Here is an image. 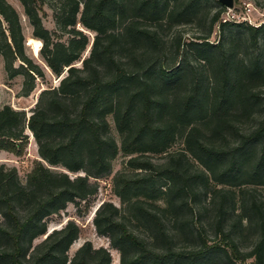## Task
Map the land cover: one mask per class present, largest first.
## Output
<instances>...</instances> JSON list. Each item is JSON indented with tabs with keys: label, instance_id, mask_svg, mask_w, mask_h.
I'll use <instances>...</instances> for the list:
<instances>
[{
	"label": "trees",
	"instance_id": "obj_1",
	"mask_svg": "<svg viewBox=\"0 0 264 264\" xmlns=\"http://www.w3.org/2000/svg\"><path fill=\"white\" fill-rule=\"evenodd\" d=\"M19 1L58 84L40 91L29 116L0 108V149L21 153L27 126L43 160L23 183L0 166V264H110L89 241L69 257L79 225L68 219L47 233V218L94 194L118 154L126 160L111 184L120 205L102 202L92 222L119 264H264V50L247 52L264 22H222L218 0H63L62 42L35 0ZM77 23L94 32L83 58L89 38ZM179 25L196 31L183 39ZM232 26L247 37L225 34ZM0 54L11 76H24L25 95L44 76L6 0Z\"/></svg>",
	"mask_w": 264,
	"mask_h": 264
},
{
	"label": "rangeland",
	"instance_id": "obj_2",
	"mask_svg": "<svg viewBox=\"0 0 264 264\" xmlns=\"http://www.w3.org/2000/svg\"><path fill=\"white\" fill-rule=\"evenodd\" d=\"M17 12L19 22L21 25L22 33L25 38V54L37 62L44 71L43 77H35V84L32 90L28 94H24V76L22 74L10 75V73L4 67V59L0 54V108L3 105H10L16 110H24L26 116L31 113L34 104L36 103L40 91L46 87H52L58 84V77L54 76L50 69L45 65L43 59L39 54V49L42 46L41 40L32 36L33 28L30 19L24 12L23 5L19 0H6ZM63 0H35V6L37 7L38 16L41 19L42 25L51 33L53 40H60L66 42L70 37L67 31L60 29L57 15L60 12L59 8ZM246 8L250 10L247 12ZM227 12H234L237 16V20L240 22L245 21L248 24L258 26L264 22V0H233V9L226 8ZM231 10V11H229ZM3 26L6 24L3 22ZM75 28L81 30L88 36L89 42L83 51L81 58L88 55L94 32L86 29L82 24L77 23ZM179 33H183V39H187L196 30L194 25H179L173 29ZM225 34L231 33L234 37H247L244 31L239 30L236 27L225 28ZM220 37L219 25L213 29L210 36V41L216 42ZM34 40L39 41V47L36 49ZM264 50V38L261 36L258 38L256 45H253L248 49L249 56L260 53ZM81 59L76 62V65H80ZM18 65V61L14 63V66ZM254 121H247V126H250ZM111 126V132L118 140L116 131L113 128V123L109 119ZM179 145V140L174 144V148ZM126 157L122 154H118L112 161V171L109 176L97 179V190L94 194L88 196L84 200H79L76 203L69 202L66 207L57 213L51 214L47 218V231H51L54 228H59L68 219H73L79 225V234L77 239L70 245L67 253L69 257L73 256L75 251L84 242L89 241L93 248L103 247L106 248L111 254L110 264H119V252L113 248L109 239L106 236L100 235L96 232L95 226L92 222V218L95 210L102 202H112L119 206V198L114 194L112 190L111 177L119 170L122 169ZM37 163H43V160L38 154V144L33 137L31 131L27 126L24 128V141L23 149L21 153L11 152L8 150L0 149V166H3V171L14 168L16 171L17 179L20 182H24L26 174L30 172L32 167ZM54 167V166H53ZM58 170H64L61 167H54ZM65 171V170H64ZM71 176L77 174H83V172L69 173ZM262 194H264V187ZM1 219V217H0ZM140 235L142 233L138 232ZM219 236L211 234L210 240L217 241ZM41 238L34 240V244ZM248 244V241H245Z\"/></svg>",
	"mask_w": 264,
	"mask_h": 264
},
{
	"label": "built area",
	"instance_id": "obj_3",
	"mask_svg": "<svg viewBox=\"0 0 264 264\" xmlns=\"http://www.w3.org/2000/svg\"><path fill=\"white\" fill-rule=\"evenodd\" d=\"M228 9H231V8H228ZM246 10L248 12L250 9L246 8ZM229 11H231V10H229ZM220 19L222 22H227V21L240 22L239 20H237V16L235 15L234 12H227V10L224 13H222Z\"/></svg>",
	"mask_w": 264,
	"mask_h": 264
},
{
	"label": "water",
	"instance_id": "obj_4",
	"mask_svg": "<svg viewBox=\"0 0 264 264\" xmlns=\"http://www.w3.org/2000/svg\"><path fill=\"white\" fill-rule=\"evenodd\" d=\"M222 5H224L226 8H233V0H218ZM49 231H47L48 233ZM46 234L43 236L45 237Z\"/></svg>",
	"mask_w": 264,
	"mask_h": 264
},
{
	"label": "bare ground",
	"instance_id": "obj_5",
	"mask_svg": "<svg viewBox=\"0 0 264 264\" xmlns=\"http://www.w3.org/2000/svg\"><path fill=\"white\" fill-rule=\"evenodd\" d=\"M34 43H35L36 49H38V47H39V41L34 40Z\"/></svg>",
	"mask_w": 264,
	"mask_h": 264
}]
</instances>
